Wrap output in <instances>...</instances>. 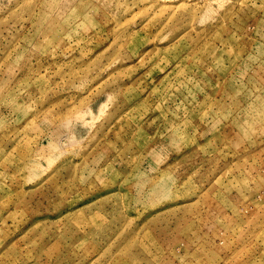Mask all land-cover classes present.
<instances>
[{
	"label": "rangeland",
	"instance_id": "obj_1",
	"mask_svg": "<svg viewBox=\"0 0 264 264\" xmlns=\"http://www.w3.org/2000/svg\"><path fill=\"white\" fill-rule=\"evenodd\" d=\"M0 264H264V0H0Z\"/></svg>",
	"mask_w": 264,
	"mask_h": 264
}]
</instances>
